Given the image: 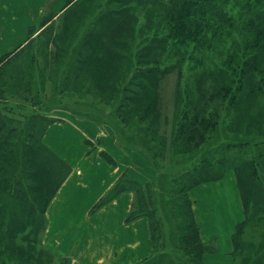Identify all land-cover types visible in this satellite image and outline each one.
<instances>
[{
	"label": "rangeland",
	"instance_id": "rangeland-1",
	"mask_svg": "<svg viewBox=\"0 0 264 264\" xmlns=\"http://www.w3.org/2000/svg\"><path fill=\"white\" fill-rule=\"evenodd\" d=\"M40 1L46 3L47 0L27 3L23 8L15 6V20H11V12L0 5V54L18 46L26 38L32 21L31 14H39L40 5L37 3ZM171 1L73 0L67 10L60 11L58 17H53L43 25L40 24L41 19L34 21L29 42L23 44L20 55L9 64L7 72L13 79L16 73H23V145L31 120L38 119L39 115L46 120L54 119L55 114H70L76 119L89 122L99 133L95 139L87 140L90 148L100 147V136L106 134L119 149L133 151L140 156L145 152L158 165V171L151 166L155 171L153 178L158 175L161 179L160 187L153 190L152 206L159 217L170 220L168 231L174 237L171 212L175 208H171L172 201H179L178 198L183 196L174 198L166 192L172 177L203 163L206 158L212 161L220 158L224 162L234 160L227 166L235 167L239 161L234 158L244 160L264 149V49L255 53L258 70L246 78L247 83L234 104L214 99L211 103L201 105L206 112H217V124L209 138L196 148H178L172 143V137L176 136L173 131L174 110L181 106V102L179 105L177 103L180 98L179 88L182 90L188 87L194 97L200 91L219 86L226 75L223 60L227 53L232 48L243 47L242 23L247 14L242 6L253 0H229L226 13L233 21L231 33L219 34V37L209 40L210 47L207 49L196 50L192 48L196 47L193 43H187L188 46L176 50L172 46L175 40L167 37L164 44L149 50V47L155 45V38H164L166 35L168 26L164 14ZM64 3L65 0H53L51 9L57 11ZM260 6L255 4L256 9ZM47 7L43 5V10H47ZM213 20L216 24L217 21ZM99 30L106 32L103 40L108 48L98 53L94 52L92 46H85L82 50L80 45L87 34ZM91 35L88 40H91ZM254 51L251 48L247 53L249 55ZM84 55H88L86 61H79ZM155 67L158 74L156 108H159V127L156 133L165 138L164 144H161L162 139L157 134H154V141L149 139L151 133L146 129L148 119L144 122L133 120L137 112L134 108L139 107L136 104L138 102L122 101L123 87L130 84L131 80L134 81L135 72L139 68ZM254 76L259 82L257 87L256 81L252 79ZM136 80L140 81V78L136 77ZM15 86L13 81L9 82L6 97L11 94L9 91H16ZM203 97L207 99L208 96ZM12 102L8 100V104L13 105ZM185 108L192 106L188 104ZM130 109L132 114L128 115ZM123 114L127 115L124 119ZM68 136L74 141L73 146L81 147L79 133ZM102 150L109 155L106 150ZM224 166L216 165L220 170ZM257 176L264 188V164L258 167ZM45 180L40 183L37 176L29 177L33 189L29 197L35 202L31 209L32 220L23 227V245L27 247L23 251V264H60L56 257H49L45 253L38 255V251L44 247L41 245L46 225L43 206L47 195L42 197L41 188L42 184L45 187ZM37 195L41 196L38 198ZM235 239V258L240 264H264V207L258 203L255 205L253 199L248 205L247 218ZM174 254L167 258L168 262L170 260L171 264H181L179 260L184 257ZM174 256L178 259H174ZM195 264H200L199 259Z\"/></svg>",
	"mask_w": 264,
	"mask_h": 264
},
{
	"label": "trees",
	"instance_id": "trees-1",
	"mask_svg": "<svg viewBox=\"0 0 264 264\" xmlns=\"http://www.w3.org/2000/svg\"><path fill=\"white\" fill-rule=\"evenodd\" d=\"M72 1L67 0L65 8H63L64 11L71 6L69 3ZM253 1L246 2L248 4L242 6L247 14L242 23L243 47L242 49L238 47L241 50L232 48L227 53L223 60L226 75L219 86L200 91L194 97L188 87L182 90L179 88L180 98L177 103L179 105L181 102V106L174 110L173 124L175 128L173 131L176 136L173 135L172 137V143L178 148L198 147L199 143L202 144L209 138L211 130L216 127L217 112H206L205 108L201 107L202 104L211 103L214 99L226 100L229 105L234 104L247 83L246 78L251 77V74L258 70L255 63V53L264 49V0ZM228 2L229 0H172L164 14V21L168 26L166 35L164 38H155V45L149 47V50H154V47L164 44L167 37L175 40L172 46L176 50L188 46L187 43H193L196 47L192 48L196 50L209 48V40L219 37V34L231 33L233 21L226 13ZM255 4L261 6L256 9ZM59 15L60 13L44 15L37 20L41 19L40 24L43 25L44 22H48ZM213 19L217 21L216 24ZM33 26L34 22L29 27V36L25 43L29 42ZM91 34L88 33L81 43L80 48L82 50L85 46H92L94 52L98 53L108 48L103 40L106 32L99 30ZM90 35L92 38L88 40ZM122 44L127 46L124 42ZM22 47L23 45L20 44L13 50L0 55V264H23V251L25 252L27 248L26 245H23V237H25L23 227L32 220L31 209H33L35 202L31 201L29 197L33 190L29 183V177L31 175L37 176L41 180L40 183L46 179L45 187L42 184L41 188L42 197L47 195L43 206V212H45L58 186L71 170L69 164L43 142L44 132L54 120L53 118H46L45 120L43 116L39 115L38 119L31 120L25 133L23 145V73H16V78L13 79L7 72L9 64L16 56L20 55L19 51ZM251 48L255 51L248 55L247 51ZM87 57L88 55H84L83 59L81 58L79 61L85 62ZM99 58H95V60ZM147 61L149 62V60ZM147 69L139 68L135 72L134 81L131 80L130 84L127 83V86L123 87L122 101L125 103L138 102L136 104L139 107L135 106L134 108L137 112L134 114L133 120L137 119L144 122L145 119H148V122L145 121L148 125L146 129L147 132L151 133L149 139L154 141V134H157L159 127V108H156L157 95L155 92L158 87V74L156 67ZM103 72L106 73L105 69ZM163 73L164 71L160 77ZM136 77L140 78V81L136 80ZM252 79L256 81L255 76ZM7 80L13 81L17 85L14 87L16 91H9L11 94L8 97L5 96L9 88ZM255 84L256 87L259 86L258 81ZM245 90L247 89L245 88ZM203 96L208 97L205 99ZM8 100H13V105L8 104ZM188 104L192 108L186 109ZM150 110L151 113H149ZM127 113L129 115L131 109ZM126 116L123 114L122 118L124 119ZM158 137L162 139L161 144H164L165 138L159 135ZM136 149L141 152L137 147ZM255 154L244 160L234 158L239 161L235 167L227 166L234 160L224 162L220 158L213 161L206 158L203 159V163L183 170L170 179V188H166L168 195L172 194L174 198L183 196L178 198L179 201L177 199L172 201L171 208H175L171 212V228H173L174 237L168 231L170 220L159 217L152 206L153 190L159 188L161 182L158 175L156 178L141 183L123 173L113 187L92 206L91 211H94L120 191L131 190L134 193V200L126 220L130 221L138 216H147L153 240V253L138 264H171L168 259L170 254L176 255L174 252L178 254L177 256L182 255L180 257H184V259L179 260L181 264H195L197 259H199L200 264H203L202 255L209 247L199 236L192 201L188 192L198 183L221 178L225 171L232 169L241 194L246 220L248 205L252 199L255 200V205L258 203L260 207H264V188L260 183L261 179L257 176L258 167L264 164V149L258 150ZM101 156L109 163H114L110 155L101 152ZM142 156L158 171V165L153 163L145 152H142ZM222 164H225L222 170L216 167V165ZM39 172L41 173L39 174ZM161 177L163 176L161 175ZM37 196L39 198L41 195ZM28 206L31 208L28 209ZM27 211L28 213H26ZM245 220L237 225L233 233L234 249L235 237ZM41 245L43 246L42 241ZM42 249V251H38V255L45 253L49 257H55L47 248L42 247ZM234 249L233 256L235 257ZM57 259L60 260V264H69V260L66 258ZM174 259H178V257L174 256Z\"/></svg>",
	"mask_w": 264,
	"mask_h": 264
},
{
	"label": "crops",
	"instance_id": "crops-1",
	"mask_svg": "<svg viewBox=\"0 0 264 264\" xmlns=\"http://www.w3.org/2000/svg\"><path fill=\"white\" fill-rule=\"evenodd\" d=\"M37 1L0 0V5L11 12V20H15V6L23 8ZM66 2L57 11L51 9L53 0L38 2L39 14H31L29 26L41 16L60 13ZM45 4L47 10H43ZM29 26L22 45L29 36ZM55 116L42 139L71 170L46 207L43 246L55 257L69 260V264L140 263L153 253V240L147 216L126 220L134 193L124 189L94 211L91 208L123 173L144 183L154 177V169L139 154L119 149L106 134L100 136V147L90 148L87 140L99 135L96 128L70 114ZM77 133L81 147L73 146L74 141L68 136ZM102 149L109 153L114 163L101 156ZM188 195L199 236L209 247L202 255L203 264H240L233 256L232 236L244 219V209L234 170L228 169L221 178L198 183Z\"/></svg>",
	"mask_w": 264,
	"mask_h": 264
}]
</instances>
